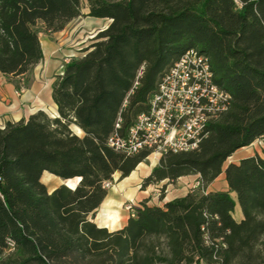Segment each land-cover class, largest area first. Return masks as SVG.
<instances>
[{"label": "trees", "instance_id": "trees-1", "mask_svg": "<svg viewBox=\"0 0 264 264\" xmlns=\"http://www.w3.org/2000/svg\"><path fill=\"white\" fill-rule=\"evenodd\" d=\"M238 1L87 0V15L111 21L56 76L57 115L38 110L0 127V264H264V154L224 166L264 137V0ZM81 2L0 0V74L28 73L43 56L36 24L59 31ZM191 47L209 56L231 106L198 148L163 153L141 187L188 174L199 185L163 205L141 201L120 229L97 226L104 182L149 155L107 145L116 119L124 131L146 112L162 75ZM44 171L79 181L49 191ZM221 173L228 190L206 191Z\"/></svg>", "mask_w": 264, "mask_h": 264}, {"label": "built area", "instance_id": "built-area-1", "mask_svg": "<svg viewBox=\"0 0 264 264\" xmlns=\"http://www.w3.org/2000/svg\"><path fill=\"white\" fill-rule=\"evenodd\" d=\"M231 103V93L214 80L209 56L191 47L162 75L148 99L147 111L124 131L118 116L106 143L125 155L148 151L161 156L167 151L194 150L208 136L209 123L228 111ZM104 185L109 186L110 180ZM125 208L134 215L131 204Z\"/></svg>", "mask_w": 264, "mask_h": 264}, {"label": "crops", "instance_id": "crops-1", "mask_svg": "<svg viewBox=\"0 0 264 264\" xmlns=\"http://www.w3.org/2000/svg\"><path fill=\"white\" fill-rule=\"evenodd\" d=\"M88 11L87 0H82L81 14L68 21L64 28L59 31L51 32L47 30L42 22L36 24L35 28L38 31L43 56L33 66L28 80L25 82V76H27L25 74L20 76L0 74V127L7 121L16 122L21 119H27L29 115L38 110L48 111V109H52L57 115V106L52 99V86L56 76L63 71L58 69L63 65L61 62L62 57L68 55V51L72 49H82L97 32L107 27L111 21L107 17L89 16L87 15ZM80 53H82L81 50ZM71 55L69 59H64L65 63L70 60ZM21 88L23 90L18 92ZM153 166L155 165H147L143 161L139 162L130 174L122 177L117 184L108 189L103 201L96 208L92 219L93 222L97 226L105 227L110 231L123 227L131 216L123 208V203L125 200L133 198H136L137 201L140 200L135 193L134 187H139L143 178L149 174ZM193 176L191 179L185 178V175L180 176L174 184L167 183V179L160 181L161 184L166 185L167 189L164 202L181 197L191 190L194 184L198 183L199 178L198 174H193ZM216 179L206 186V191L228 190L226 181H223L221 187L216 188ZM169 187H177L175 193H171L170 196ZM54 188L52 187L51 190ZM122 192H124V195ZM140 198L146 197L141 195ZM149 203L150 200H147L146 204L149 205ZM138 206L140 204L135 205V207ZM232 216L236 221L242 219V213L237 203Z\"/></svg>", "mask_w": 264, "mask_h": 264}, {"label": "rangeland", "instance_id": "rangeland-1", "mask_svg": "<svg viewBox=\"0 0 264 264\" xmlns=\"http://www.w3.org/2000/svg\"><path fill=\"white\" fill-rule=\"evenodd\" d=\"M79 46V45H78ZM72 49V48H71ZM81 50V49H80ZM80 50H71L68 51V55L63 56L61 59V62L63 63V65L61 67H59L58 69H60L61 71L63 70L64 67V59H69V56L71 55L72 57H80L82 55V53H80ZM75 55V56H73ZM33 68V67H32ZM32 68L30 69V71L28 73H26L25 76V82L28 80V77L32 71ZM63 72V71H62ZM23 88L19 89L18 92L22 91ZM49 116H55L56 114L53 112L52 109H48V111H45ZM73 131L78 134L81 135L82 132L79 128H77L76 126H73ZM263 155L264 154V137H260L258 139H256L254 142H252L251 144L241 147L238 150H236L235 152H233L224 162V166L227 165L230 162L236 163L238 162L241 158L246 157V156H250V155ZM160 156L158 155H153V154H149L145 159H143L144 163H147V165H156L158 163ZM154 167V166H153ZM193 174H188L187 176L185 175V178H193ZM122 177L120 176V172H115L112 179L110 180V185L109 186H105L107 191L108 189L112 188L115 184L118 183V181L121 179ZM40 180L45 184L46 188L48 190H51L52 187H57L61 184L66 183L69 186H74L78 183V179L76 177H73L71 180H67L66 179H62L58 176H55L54 174L48 172V171H44L40 177ZM223 181H225L224 179V174L221 173L216 181V188L221 187V184L223 183ZM167 183H175L176 179L174 180V182H170L169 180L166 181ZM65 185V184H64ZM197 185H199L198 183L194 184V187L192 189H194L195 187H197ZM177 187H169V196L171 195V193H175ZM135 193L136 195H138L137 197H139L138 199L140 200H136V198L133 199H128L125 200L123 203V208L129 212L130 214V210H127L125 208L126 205L131 204L132 207H134V212H135V205L140 204L141 205V201H147L150 200L149 205H163L164 201H165V194H166V185L165 184H161L156 183V184H150L145 188L141 187V184L139 185L138 188H135ZM145 191V192H142ZM122 194L124 195V192H122ZM126 195V194H125ZM143 195V197L146 198H140V196ZM234 199L235 198V194L231 193L230 194ZM236 216V215H235ZM8 252H4L3 254H1L2 257H5L7 255ZM10 253H14V250ZM17 257V253H14L11 255L12 259H15Z\"/></svg>", "mask_w": 264, "mask_h": 264}, {"label": "water", "instance_id": "water-1", "mask_svg": "<svg viewBox=\"0 0 264 264\" xmlns=\"http://www.w3.org/2000/svg\"><path fill=\"white\" fill-rule=\"evenodd\" d=\"M78 180H79V178H78ZM66 186H68V187H70L69 185H67L66 183H64ZM70 188H72V187H70Z\"/></svg>", "mask_w": 264, "mask_h": 264}]
</instances>
